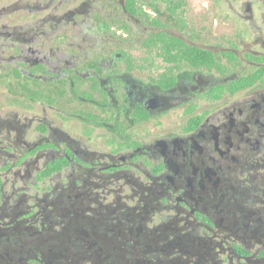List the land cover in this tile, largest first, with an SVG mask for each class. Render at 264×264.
Masks as SVG:
<instances>
[{"label": "flooded vegetation", "instance_id": "obj_1", "mask_svg": "<svg viewBox=\"0 0 264 264\" xmlns=\"http://www.w3.org/2000/svg\"><path fill=\"white\" fill-rule=\"evenodd\" d=\"M0 264H264V0H0Z\"/></svg>", "mask_w": 264, "mask_h": 264}]
</instances>
